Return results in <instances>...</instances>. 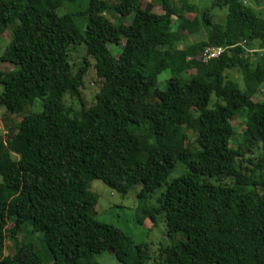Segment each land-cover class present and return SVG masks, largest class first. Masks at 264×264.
<instances>
[{
  "label": "trees",
  "instance_id": "16d2710c",
  "mask_svg": "<svg viewBox=\"0 0 264 264\" xmlns=\"http://www.w3.org/2000/svg\"><path fill=\"white\" fill-rule=\"evenodd\" d=\"M141 1L0 0V35L10 37L0 61L13 65L0 69V106L15 114L37 100L42 107L21 115L0 139V264H100L93 257L108 249L122 264H149L148 243L95 218L94 178L122 193L140 184L142 197L167 183L157 204L140 213L154 226L162 215L171 240L153 264H264V100L253 99L264 83V15L244 0H214L228 8L225 21L213 23L205 9L208 38L178 48L176 40L200 30L198 19L173 0L159 8ZM77 3L83 10H73ZM67 6L68 24L59 13ZM122 39L115 55L109 45ZM77 44L101 79L92 105L82 93L88 61L74 67L70 60ZM209 46L225 48L203 61ZM167 69L161 89L158 77ZM230 69L241 73L244 88ZM237 114L246 127L244 147L235 148ZM186 127L196 132L195 144ZM258 143L250 169L241 157ZM178 164L185 172L168 182ZM222 177L231 183L214 180ZM7 238L13 252L4 256Z\"/></svg>",
  "mask_w": 264,
  "mask_h": 264
},
{
  "label": "rangeland",
  "instance_id": "374dc122",
  "mask_svg": "<svg viewBox=\"0 0 264 264\" xmlns=\"http://www.w3.org/2000/svg\"><path fill=\"white\" fill-rule=\"evenodd\" d=\"M188 3L192 4V11L185 8V0H173V4L178 9H183L185 13L191 17H196L198 19V24L200 26V30L192 35H189L184 41L178 39L175 41V45L180 47L187 46L192 42H197L201 40H205L208 36L207 30L210 28V24L207 23L204 19H202L203 11L207 8L210 9L211 21L213 23H223L226 18V14L228 13L227 7H219L213 6L214 0H186ZM250 6H252L258 13L264 15V0H244ZM259 4V6H258ZM142 7H147L148 5L152 8L160 7L161 0H142ZM84 6H81V3H77L73 10H83ZM156 10V9H155ZM69 6L63 7L59 10L61 18L65 21L66 24L71 23V17L69 16ZM108 17H111L114 21H116L114 16L110 14H105ZM133 18V15H129L127 17L122 18V20L127 23ZM83 21H85L83 19ZM176 21V19H175ZM174 21L172 25V30L175 31L177 24ZM80 24L83 22L78 21ZM207 29V30H206ZM207 39V38H206ZM10 41L9 31L4 32L0 35V56L3 54L6 46ZM125 40L122 39L119 45L110 44L109 48L112 52L117 55L123 49V44ZM258 51V49H253V53L251 55L255 58L254 52ZM84 59L88 61V72L84 79V87L82 88L83 98L87 105H92L96 102L97 93L99 92L101 80L97 77L96 71L94 70L93 64L94 59L90 58L86 54V48L84 44L75 45L70 51V60L71 63L74 64V67L79 66L84 62ZM13 65L9 62L0 61V69L1 70H11ZM231 79L237 81L241 88H244V82L241 73L237 69H230L227 72ZM183 76L190 75L187 72L186 74L181 73ZM171 73L170 70H164L158 77V87L161 89L166 88L167 81L170 78ZM3 91V85L0 83V93ZM254 101H262L264 100V83L260 86L258 93L254 96ZM216 97L213 95L209 102V107H212L215 102ZM66 102L70 104L74 109L78 110L80 108L79 103L69 95L66 96ZM41 101L37 100L34 107L25 109L21 114L10 113L6 110L5 107L0 106V139H5L7 136L8 128L16 129V124L21 119V115L23 116L28 113V110L40 111L42 107ZM232 124L236 128V134L234 135L231 146L237 148L240 145L244 147V141L242 137L243 130L246 127V116L243 115H234L231 118ZM186 133L188 134V141L192 144H195L196 132L188 127L184 128ZM261 153V144H254L252 150L247 151L241 159H244V166L248 165L250 169L254 168V164L247 161L248 158L253 159V161H257L259 155ZM183 172H185V167L178 164V166L174 169V171L169 175L167 181L169 182L171 179L178 177ZM250 173V171H247ZM2 177L0 176V181ZM215 181L228 182L231 183V179L229 177H222L219 179H214ZM167 183H164L159 188H157L154 192L149 194L146 197L140 196V192L142 186L140 184L132 187L128 192L122 193L117 190H114L108 187L103 181L100 179H91L88 183V189L98 195V202L94 208V216L98 220L112 224L117 228L121 229L129 236L133 238V240L137 243L146 242L150 246V251L152 255V259L149 264H153L154 259L158 255L159 247L161 245H166L171 243V240L166 234V224L164 222L163 217H158V223L154 226L149 218H145L141 220V211L144 207L147 206H155L157 204L158 197L164 192ZM261 195H264V190L258 189ZM141 220V221H140ZM37 236V234H36ZM25 233L20 232L18 238L21 240L25 238ZM33 237V236H32ZM35 237V236H34ZM38 250L43 253L42 247H38ZM13 252V243L12 240L7 238L4 250V256L11 254ZM93 260L99 262L100 264H122L118 261L112 252L111 249H108L100 254H97L93 257Z\"/></svg>",
  "mask_w": 264,
  "mask_h": 264
},
{
  "label": "built area",
  "instance_id": "2783aa9c",
  "mask_svg": "<svg viewBox=\"0 0 264 264\" xmlns=\"http://www.w3.org/2000/svg\"><path fill=\"white\" fill-rule=\"evenodd\" d=\"M224 48L223 46H209L203 50L201 58L203 61L218 58ZM248 51L252 53V49H248Z\"/></svg>",
  "mask_w": 264,
  "mask_h": 264
},
{
  "label": "crops",
  "instance_id": "0c3cea01",
  "mask_svg": "<svg viewBox=\"0 0 264 264\" xmlns=\"http://www.w3.org/2000/svg\"><path fill=\"white\" fill-rule=\"evenodd\" d=\"M258 6H259V4H258ZM207 30V29H206ZM207 33H208V30H207ZM208 35V34H207ZM188 37V36H187ZM206 38H208V36L206 37ZM206 38H205V40H206ZM181 41H184V40H181ZM197 42H199V41H197ZM192 43H196V41L195 42H192ZM192 43H190V44H192ZM187 46H188V44H187ZM176 47H178V48H185L186 46H184V47H180V46H178V45H176ZM252 49V53H253V49L254 48H251ZM256 50V49H255ZM251 53V52H250ZM254 54H255V52H254ZM252 56V55H251ZM255 56H257L256 54H255ZM252 58H254L253 56H252Z\"/></svg>",
  "mask_w": 264,
  "mask_h": 264
}]
</instances>
